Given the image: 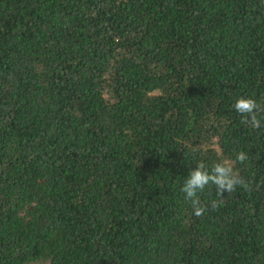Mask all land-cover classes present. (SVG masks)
<instances>
[{"label": "trees", "instance_id": "16d2710c", "mask_svg": "<svg viewBox=\"0 0 264 264\" xmlns=\"http://www.w3.org/2000/svg\"><path fill=\"white\" fill-rule=\"evenodd\" d=\"M240 95L264 107V0H0V264H264ZM239 151L250 190L196 217L184 178Z\"/></svg>", "mask_w": 264, "mask_h": 264}, {"label": "clouds", "instance_id": "9594fccd", "mask_svg": "<svg viewBox=\"0 0 264 264\" xmlns=\"http://www.w3.org/2000/svg\"><path fill=\"white\" fill-rule=\"evenodd\" d=\"M235 111L241 115L242 122L248 124L252 129H259L262 120L258 118V113L264 112L256 99L251 96L240 95L234 101ZM249 156L245 151H239L235 155V160L220 159L212 164L209 169L204 163L198 162L184 178L181 191L185 194V199L190 202V206L196 217H201L208 210L209 204L201 199V193L206 186L214 185L217 193L223 196L225 192L232 193L237 187H242L245 191L250 190V184L236 170V162L243 164L248 161ZM218 201H210V206L216 208Z\"/></svg>", "mask_w": 264, "mask_h": 264}, {"label": "rangeland", "instance_id": "374dc122", "mask_svg": "<svg viewBox=\"0 0 264 264\" xmlns=\"http://www.w3.org/2000/svg\"><path fill=\"white\" fill-rule=\"evenodd\" d=\"M26 264H45V262L44 261H30Z\"/></svg>", "mask_w": 264, "mask_h": 264}]
</instances>
